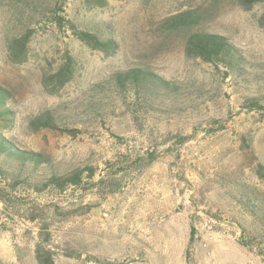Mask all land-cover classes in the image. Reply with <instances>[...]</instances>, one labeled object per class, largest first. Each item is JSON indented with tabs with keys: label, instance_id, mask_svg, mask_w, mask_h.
<instances>
[{
	"label": "rangeland",
	"instance_id": "rangeland-1",
	"mask_svg": "<svg viewBox=\"0 0 264 264\" xmlns=\"http://www.w3.org/2000/svg\"><path fill=\"white\" fill-rule=\"evenodd\" d=\"M200 5L204 29L238 47L241 72L188 58L181 36L162 32L164 17ZM57 15L109 25L119 48L89 49ZM25 34L17 61L7 41ZM67 54L75 72L60 86L55 72ZM138 65L180 81L183 93L159 104L96 85ZM0 86L14 111L0 133L47 157L36 180L82 171L78 186L61 191L0 171V264H36L41 227L54 264H264L261 223L236 190L264 194V1L244 10L233 0H107L90 9L83 0H1ZM47 109L57 127L30 123Z\"/></svg>",
	"mask_w": 264,
	"mask_h": 264
},
{
	"label": "trees",
	"instance_id": "trees-1",
	"mask_svg": "<svg viewBox=\"0 0 264 264\" xmlns=\"http://www.w3.org/2000/svg\"><path fill=\"white\" fill-rule=\"evenodd\" d=\"M1 1V0H0ZM22 1V0H20ZM219 3L223 0H213ZM242 9L250 10L255 4L264 0H233ZM88 9L103 7L107 0H83ZM207 7L204 5L187 7L169 14L160 21L162 32L179 34L183 40L184 52L188 58H199L204 62L215 66L222 65L227 70L237 71L244 69V60L235 46L226 36L204 29V24L209 19ZM58 26L64 21L68 29L81 43L91 50L111 55L119 48V41L109 25L98 23H76L63 16L54 18ZM28 35L12 37L7 41L8 53L12 54L17 61L26 57ZM75 72V62L68 54L58 66L55 76L59 79V85L72 79ZM108 84L119 93H130L137 96H146L159 104H166L173 95L183 93V85L178 80L166 79L144 65H138L116 70L106 80L96 85ZM254 107H261L258 102H252ZM14 116L8 91L0 86V124H6ZM32 125L39 127H57L51 110H43L30 121ZM48 162L47 157L40 152L21 149L7 137L0 133V171L7 174L14 183L34 179L40 188L53 187L64 190L67 186H78L82 181V171L73 169L64 173L50 171L43 173L36 180L38 170L43 171ZM241 205L252 208L256 220L261 223L259 236L264 239V194L252 188H236ZM40 234L43 238L38 240L34 256L36 264H54L53 253L47 245L49 231L41 227ZM246 243V242H244ZM261 250L264 253V244ZM261 253V251H260Z\"/></svg>",
	"mask_w": 264,
	"mask_h": 264
}]
</instances>
